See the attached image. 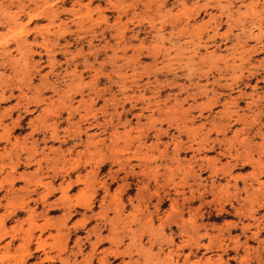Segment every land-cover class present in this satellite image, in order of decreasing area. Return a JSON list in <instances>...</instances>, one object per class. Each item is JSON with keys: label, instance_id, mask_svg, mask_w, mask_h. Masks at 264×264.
<instances>
[{"label": "rangeland", "instance_id": "obj_1", "mask_svg": "<svg viewBox=\"0 0 264 264\" xmlns=\"http://www.w3.org/2000/svg\"><path fill=\"white\" fill-rule=\"evenodd\" d=\"M262 8L0 0V264H264Z\"/></svg>", "mask_w": 264, "mask_h": 264}, {"label": "clouds", "instance_id": "obj_2", "mask_svg": "<svg viewBox=\"0 0 264 264\" xmlns=\"http://www.w3.org/2000/svg\"><path fill=\"white\" fill-rule=\"evenodd\" d=\"M260 3L264 4V0H260ZM260 14H262V17H264V8L261 9V13Z\"/></svg>", "mask_w": 264, "mask_h": 264}, {"label": "bare ground", "instance_id": "obj_3", "mask_svg": "<svg viewBox=\"0 0 264 264\" xmlns=\"http://www.w3.org/2000/svg\"><path fill=\"white\" fill-rule=\"evenodd\" d=\"M7 149V148H6ZM28 163V162H27ZM14 166H15V164H14ZM13 170V169H12ZM13 171H15V170H13ZM17 171V170H16ZM9 174V173H8ZM21 174V173H20ZM14 175V174H13ZM9 176V175H8ZM12 176V175H11ZM14 177H16V176H14ZM8 179V178H7ZM13 180H14V178H12ZM255 179V178H254ZM22 180V179H21ZM26 181V180H25ZM25 183V182H24ZM26 184V183H25ZM46 187H48V186H46ZM45 187V188H46ZM10 189H11V186L9 187ZM13 191V190H12Z\"/></svg>", "mask_w": 264, "mask_h": 264}]
</instances>
